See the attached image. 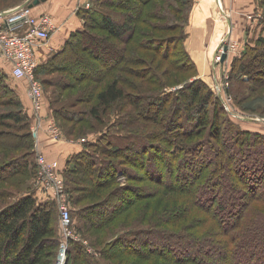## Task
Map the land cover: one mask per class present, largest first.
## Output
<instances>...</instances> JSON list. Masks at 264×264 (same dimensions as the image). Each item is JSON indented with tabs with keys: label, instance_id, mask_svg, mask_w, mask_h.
I'll use <instances>...</instances> for the list:
<instances>
[{
	"label": "trees",
	"instance_id": "16d2710c",
	"mask_svg": "<svg viewBox=\"0 0 264 264\" xmlns=\"http://www.w3.org/2000/svg\"><path fill=\"white\" fill-rule=\"evenodd\" d=\"M28 1L31 0L21 3ZM149 1L94 0L93 3L101 10L81 9L79 15L86 20L85 27L70 33L64 46L54 49L53 57L39 66V69L54 71L63 69L70 61L83 63L84 70L79 71L78 77L87 79L91 66L77 56V49H80L81 53L100 59V67L92 68V71L99 80H107L103 87L94 86L93 91L86 92L88 103L90 95L94 100L88 109L49 104L45 112L48 119L53 118L57 124L59 119L72 124L81 122L85 114L98 118L101 107L105 112L106 108L122 101L135 110L127 117L135 116V120L143 122L139 125L141 128L146 125L145 131L138 129L131 131V136L123 135L125 139L148 135L137 143L129 140L116 145L103 132L93 140L88 137L79 143L81 150L66 158L62 174L70 219L71 209L78 206L79 218L85 223L87 221L89 227L103 231L110 230L117 223L118 230L114 229L113 238L100 249V257L118 258L117 264H139L143 260L147 264H264V204L257 209L254 205L252 207L254 202L264 203V132L249 131L236 122L219 119L218 112L230 114L224 109L217 91L211 90L201 78L184 79L180 87L167 91L169 87L155 77L153 65L159 67L160 63H165L176 71L192 69L193 63L181 45L180 58L173 54V50L178 49L177 45L170 50L165 48L163 53L159 47L149 49V45L152 56L140 53V47L148 46L141 41L137 49L130 48L127 53L117 50V41L136 31V17L162 15L152 6L144 11ZM157 1L159 4L160 0ZM142 3H146L145 6ZM177 3L185 11L186 22L191 2L177 0ZM15 6L0 11H8ZM172 6L177 10L181 8L178 4ZM133 11L136 16L132 15ZM259 20L262 27V19ZM162 25L176 27L175 24ZM91 29L101 31V36L97 37L104 41V46L99 47L94 42L96 37L88 31ZM141 30L148 33L142 32L140 38H155L149 29ZM261 36L256 38L258 47L250 44L246 47L248 55L240 56L237 71L232 74V78L238 77L240 85L244 84L240 81L241 76L249 78L250 83L245 84L244 89L246 94L254 86L264 83V76L258 77L259 72L264 74V56L252 53L259 47L264 49V35L261 33ZM182 38L183 33L176 35L174 41L181 42ZM69 45L70 49L65 50ZM153 54L160 61L155 62ZM56 58H61L60 63L55 62ZM258 63H262V67H258ZM138 78L140 81L136 82ZM58 84L69 87L71 82L62 80ZM146 85L160 87V90L151 91L144 87ZM233 91L236 93L234 88ZM241 98L238 95L240 106ZM160 118L165 119L162 129L152 127V131L148 130ZM31 121V110L29 112L24 107L0 70V180L22 173V183L25 182V189L18 193L0 186V264H52L58 248L56 201L53 198L41 200L32 186L37 164ZM223 123L228 124L225 134ZM230 144L234 146L230 147ZM236 153L245 158L237 162ZM226 158L227 161L234 160V167L224 163ZM140 166L144 175L137 174ZM222 173L230 181L228 190L235 192L228 203L220 197L226 189L225 184L224 188L221 184ZM120 175L125 182L117 187ZM141 179L153 182L157 191L161 189L170 197L168 205L183 203L180 210L163 207L166 211L161 222L170 227L195 226L196 232L169 229L158 221L142 226H135V223L134 227L123 226L125 222L120 214L129 212L136 202L151 194L143 192L144 184L141 187L136 185V181ZM15 180L9 183H16ZM237 198L243 200H234ZM83 201L87 203L80 205ZM193 208L197 209L195 213H192ZM206 218L210 224H204ZM88 244L82 239H67L66 250L71 255L66 257L69 259L70 256L71 264H109L96 258L91 260L84 251L85 247L88 246L91 252H96V247L89 241ZM206 244L218 247L219 254L212 261ZM192 247L195 249L191 252L189 249Z\"/></svg>",
	"mask_w": 264,
	"mask_h": 264
},
{
	"label": "rangeland",
	"instance_id": "374dc122",
	"mask_svg": "<svg viewBox=\"0 0 264 264\" xmlns=\"http://www.w3.org/2000/svg\"><path fill=\"white\" fill-rule=\"evenodd\" d=\"M25 0H0V10L2 9H8L11 8ZM196 1L197 0H190L191 4L189 7V10L187 11L188 15L186 17V22L184 21V9L183 7L180 6V3H177V0H160V3L158 4L157 0H151L148 3V6L145 7L146 10L145 12L152 6V9H159V12L163 15H155L154 17L148 16L146 14L141 15V17H136L138 20H136V31H134L131 34H127L124 36L123 39L117 41V50L119 52L127 53L128 49L134 48L137 49V46L141 43L144 42L146 45H148L145 48L140 47V53L152 56V52L149 50L152 48H160V53H163L164 49L170 50L174 45H177L178 47L177 51L173 50V54H175L176 57L180 58L182 51L180 49V45L183 47V50L186 52L188 58L191 60L193 63L192 69H185L182 71H176L175 69H169L165 63H160L159 67L157 65H153L154 72H155V77L157 76L159 80L162 82L161 84L168 86L169 88L167 91H171L174 88L180 87V83L184 79H194L196 77L201 78L207 86L213 90L216 93V85L221 86V90L219 91L220 99L224 109L228 111L225 106V102L228 104V106L231 108L230 110L233 111L236 115L232 114L231 112L228 111L230 115L224 114V112L220 113L218 112V118L219 119H228L230 122H236L240 127L253 131V132H264V83L262 85H257L254 86L252 91L249 92V94L244 93V89L246 88L245 84H248V79L246 76L240 77V81L244 82L243 86L242 84L238 83L237 76H234L232 78V74L234 71L236 72L237 64L239 63L238 60L240 59V56L243 54L248 55V50L246 47L250 44L251 46H254L255 48L258 47V42H257V37H262L264 35V21H263V11H264V0H253L254 4L256 5L255 8H257V11L254 10L255 13L252 14L253 18L255 19L256 15H260L258 17V20L255 21L256 24H250L247 25L244 22L240 20V22H236L234 8H235V2L232 3V0H230L225 8L226 13H228L231 24L227 23L223 16L220 14L218 10L215 9L213 6L212 2L209 3V5L206 6L207 0H200L199 5H201L205 11L199 10L198 5L196 6ZM94 0H87V2L81 6H76V13L79 18L82 19V27L78 30H82L85 27L84 20L80 15L79 12L81 9H92V10H101L100 7H96L95 3H93ZM137 2V1H136ZM162 2V3H161ZM141 4V3H139ZM146 3H142V5L145 6ZM172 4H178L180 9H175ZM196 7V8H194ZM197 10V13H196ZM113 11V9H112ZM135 11V10H134ZM132 12V15L136 16L135 12ZM197 17L198 18V23H195V25H202L204 27V33L203 32H198V39H200L202 36L206 35V44L205 46L202 45L201 47H197V51H202L205 52L204 49H208L209 52L206 53V60L202 64L201 67L197 65L195 60L193 59L192 54L189 53L187 50V40L189 37V32L191 31V23L192 20ZM262 17V18H261ZM262 19V27L261 24L258 22L259 20ZM253 20V19H252ZM256 20V19H255ZM86 21V20H85ZM245 21V20H244ZM185 23V24H184ZM168 24H175L176 27H169L166 28ZM184 25V26H183ZM194 26V25H193ZM140 29V32L138 31ZM141 28L144 29H149L150 33L153 35V39H147L146 36L143 38H140L142 36V32L148 33L145 31H142ZM183 33V41H177L175 39L176 35L179 36L181 33ZM91 35H94L96 38L94 42L101 46H104V41L99 39L97 36H101V31L97 29H91L88 30ZM72 32H76L72 31ZM71 32V33H72ZM226 37V40H231V44H235L234 46H230L231 44L228 45L227 51H226V57L224 60L219 58L220 54V49H221V43L222 39ZM69 38V35H68ZM50 39V38H49ZM219 39V40H218ZM177 41V42H176ZM189 41V40H188ZM139 42V44H138ZM48 41L46 44H44L39 50H38V63H37V68H36V73H35V78L40 82L41 85V91H42V101H41V107L40 110H38V115L40 117L41 125L39 126V131L38 135L35 138V143H38V147L41 149V144H40V131L43 129L44 132H46V136L53 140L49 136V132H47L48 129V113L46 114L45 108H49V104H55L56 107H61L65 106L68 108H74V109H88V106L94 103V100L92 99L93 96L90 95L89 99L90 102L88 103V97L86 92H91L93 91L94 86L98 87H103L104 83L107 81L106 79H98L99 77H96L92 71V68L98 69L101 65L100 59H96L95 56L91 55H86L81 53L80 49H77V56L82 57L81 60L87 61L88 64L91 66V70L89 71L90 74L89 78L83 79L79 78L80 76L79 71L84 68V64H74V63H66L63 69L59 70H54L51 71L48 69H39L40 65L46 64L47 61L53 57L54 49L48 45ZM150 45V48H149ZM64 46L61 45L59 48H62ZM71 45L65 47V50L70 49ZM233 47V48H232ZM46 48H49L45 53L39 52L41 49L44 50ZM149 48V49H148ZM57 50V49H56ZM246 50V52H245ZM212 51V52H211ZM79 52V53H78ZM252 53H256L260 55L261 57L264 56V49L262 47H259V49L254 50ZM251 53V54H252ZM251 56V55H250ZM219 58V60H218ZM153 59L154 61H160V58L156 55L153 54ZM61 61V58H56L55 62ZM154 62V63H155ZM60 63V62H59ZM73 64V65H70ZM7 65L4 64L0 67V70L2 73L5 74L7 81L9 85L14 88L17 96L20 98L22 101L24 107H26V102L27 100L30 102L28 93H27V83L25 82L24 79L14 77L10 72L9 69L6 67ZM258 67H262V63H258ZM215 70V76L213 77L211 74V70ZM260 69V68H259ZM84 70V69H83ZM74 73V74H73ZM264 76L263 73L259 72L258 77ZM78 77V78H77ZM86 77V76H85ZM203 77H208L209 80H204ZM62 80L64 81H69L71 82V85L69 87H63L59 85ZM140 79L136 82H139ZM247 82V83H246ZM74 84V85H73ZM177 84V85H176ZM73 85V86H72ZM146 88H149L151 91H159L160 87L154 88L151 85H146L144 86ZM243 87V90H242ZM235 89L236 93L234 91L232 92V89ZM140 90L139 88H137ZM239 94H238V92ZM244 94V95H242ZM218 95V92H217ZM238 95L242 96V101L241 105L237 102V97ZM224 99V100H223ZM212 101V99H211ZM224 102V103H223ZM225 104V106H224ZM211 105V104H210ZM9 107V106H6ZM13 108V107H12ZM101 113L98 118H94L89 114H85L83 116V120L78 123L72 124V122L67 121L65 119L61 120L59 119V123L57 124L56 121L55 123L59 127V132L61 133V140L56 139L53 141L59 142V141H67L69 140L70 142H78L81 143L82 141L86 140L88 137L89 140L95 139L99 134H104L107 133L109 135V139L114 142L116 145L118 143H123L124 141H129L133 143H137L141 139H144L145 135H142L143 137L140 138H135L132 137L131 139H125L126 136H131L130 133L131 131L134 130H146V125L144 128L139 127V125L143 124V122L139 120H135L134 118H128V114L133 112L135 113V110L131 108L130 105H127L125 102L119 101L118 103H115L114 105L110 106L109 108L105 109V112H103V107L100 108ZM88 119V120H86ZM96 119V120H95ZM218 119V120H219ZM165 119L160 118L158 122L155 124H151V126L148 128V130L152 131V127L156 128V130H161L162 125L164 123ZM148 123H151V121L148 120ZM125 126H124V125ZM228 125V124H227ZM227 125L226 123L222 124V130L224 134L227 132ZM0 127L1 124H0ZM45 129V130H44ZM104 132V133H103ZM146 134V133H145ZM147 134L151 135V132H148ZM123 135L125 136L123 138ZM38 139V142L36 141ZM60 143V142H59ZM233 144H230V147H233ZM204 148V146H201V149ZM236 149V148H234ZM42 154H44L48 159H57L56 157H53L51 155H48L46 151L43 149L41 150ZM16 152V151H14ZM237 152H239L237 150ZM13 152H9V154H12ZM244 156L241 155V153H236L235 159L236 161H241L240 159L243 158ZM245 158V157H244ZM58 160V159H57ZM225 164L228 166L234 167V160L232 161H224ZM237 164V163H236ZM133 169L135 166L131 165ZM236 166V165H235ZM62 168V166H61ZM138 172L137 174L144 175L143 173V167H137ZM62 172H64L62 170ZM222 176L220 177L222 181V185L225 184L226 189L225 193L222 192L223 196H220L225 203H228L231 200V197L234 196L233 194L235 193L232 190H228L227 186H230V181L229 179L225 176L224 173L221 174ZM22 177L24 175L22 173L15 174L9 176V178L1 179L0 180V186H6V189L13 191V193H18L22 190H24L25 185L22 183ZM62 177L64 179V176L62 174ZM16 179V183L12 182L9 183L10 180ZM20 180V181H19ZM125 180L123 175H120L118 177V182L116 183L117 187L122 186L124 184ZM138 184L137 186L141 187L143 184L146 186L143 188L144 193H151L148 196H145L142 200H139L136 202L132 209L127 212L120 214L122 216V221L123 223L125 222L124 225H129V227H134V223L136 224L135 226H142V225H147L149 222L152 221H158L162 226L169 228V229H178L181 231H193L196 232L195 226L191 227H184V226H179V227H170L168 225H165V223L161 222L160 219L163 218V215L165 214L166 208L163 207H168L171 209H182L183 203H177L173 205H168V202L170 201V197L162 193V190L160 189V192L157 191L156 189V184H153V182H147L144 181L143 179L136 181ZM21 183V184H20ZM32 186L35 187V190H37L38 195H40V199H51L50 197L45 193L43 189H40L35 182V177L34 180L32 181ZM8 184H13V186H10ZM65 185V181H64ZM154 190V191H152ZM247 190V188H246ZM66 191V190H65ZM230 195V196H229ZM49 197V198H48ZM8 200V199H7ZM6 200V201H7ZM234 200H243L242 198H237ZM87 202L83 201L81 202L80 205H85ZM264 203L260 204L258 202H254L252 204L256 207L257 209L260 205H263ZM58 207V206H56ZM75 210L71 209V221H70V233L72 234L73 239H82L83 241L87 242L88 241L93 244L94 247H96V252H91V249L86 246L84 250L87 255L90 257L91 260H94L96 258L97 261L100 262H105L109 264H117L119 259H107L105 257H100V249L104 247L106 242L114 236V229H117V223L110 229V230H103L101 231L100 229L93 228L94 226H88V223L86 225L85 221H82L79 218V214L77 213V207L75 206ZM79 210V209H78ZM197 209L193 208L192 213H195ZM259 210V209H258ZM257 210V211H258ZM57 215H58V248L56 251V257L55 260L52 264H56L57 260V255L60 252L61 249V240L63 239V233L61 230V224H60V214L59 210L57 209ZM120 216V217H121ZM141 221L143 223H141ZM211 221L208 220L207 218L204 220V224H210ZM138 224V225H137ZM122 227V226H121ZM249 229V228H248ZM250 230V229H249ZM202 232V231H201ZM89 245V244H88ZM209 244H206L205 247H207L206 250H213V251H207L208 255L210 256V261L212 259H215V257L219 254L218 253V247H209ZM72 251L73 246L71 247ZM195 248L192 247L189 249V251H193ZM216 250V251H215ZM70 251L67 252V250H64V258H65V264H66V258ZM91 252V253H89ZM71 255V254H70ZM67 256V257H66ZM86 256V254H85ZM130 259V258H128ZM158 259V258H157ZM160 260V259H159ZM125 261V260H124ZM72 260L67 258V264H71ZM139 264H147L145 260L140 261Z\"/></svg>",
	"mask_w": 264,
	"mask_h": 264
},
{
	"label": "built area",
	"instance_id": "2783aa9c",
	"mask_svg": "<svg viewBox=\"0 0 264 264\" xmlns=\"http://www.w3.org/2000/svg\"><path fill=\"white\" fill-rule=\"evenodd\" d=\"M57 31V25L53 16L46 12H36L34 5L30 1L21 3L8 11H0V59L8 63L11 67V74L14 77L22 78L27 83V93L31 104L32 121L30 129L37 137L39 126L41 125L38 110L41 107L42 91L40 82L35 78V71L38 63V50L46 44L51 35ZM231 40L222 39L219 58L227 54L228 45ZM231 44L230 46H234ZM233 48V47H232ZM218 58V60H219ZM221 86L216 85V91L219 92ZM224 100V99H223ZM225 108L231 111L224 100ZM223 102V103H224ZM47 132L53 139L61 140L59 127L53 118H49ZM38 142V139H36ZM36 151V185L49 193L56 201L60 214V224L63 233L61 240V249L57 255L56 263L59 257L67 249V239L72 238L70 233V210L67 203V193L65 191L64 179L62 177V168L57 159H48L35 143ZM61 264H65V258Z\"/></svg>",
	"mask_w": 264,
	"mask_h": 264
},
{
	"label": "crops",
	"instance_id": "0c3cea01",
	"mask_svg": "<svg viewBox=\"0 0 264 264\" xmlns=\"http://www.w3.org/2000/svg\"><path fill=\"white\" fill-rule=\"evenodd\" d=\"M230 0H207V5H209L210 2H212L213 6L216 10L220 12V14L223 16L225 21L229 24H231L230 17L228 13H226V10L224 7L227 6L228 2ZM87 0H43L38 2L36 5H34V10L38 13L40 12H46L50 13L54 21L57 25V31L53 33L48 40V45L52 49H60L59 47L63 45L66 40L68 39V35L72 31L78 30L82 27V19L78 17L76 13V6H81L83 3L85 4ZM200 0L196 1V6L198 5L199 10L205 11V9L199 5ZM235 2V8L234 12L237 14L235 16L236 22H244L247 25L256 24L255 21L258 20V17L260 15H256L255 19L253 18L252 14L257 11V8H255V4L253 0H232V3ZM196 8V7H194ZM206 12V11H205ZM197 13V10H196ZM253 19V20H252ZM198 18L195 17L192 20L191 23V31L189 32V37L187 40V50L190 54H192L193 59L197 63L199 67L202 66L204 61L206 60V53L209 52L208 49H204L205 52L197 51V47H201L202 45L205 46L206 44V35L202 36L200 39H198V32L204 33V27L199 24L195 25V23H198ZM245 20V21H244ZM194 25V26H193ZM205 34V33H204ZM219 40V39H218ZM49 48H46L44 50H40L39 52L45 53ZM212 52V51H211ZM4 64H6L7 68L9 69V72L11 73V67L8 63L0 59V67ZM212 76H215V70H211ZM204 80H209L208 77H203ZM26 108H28V111L30 112L31 104L27 100L26 102ZM32 113V111H31ZM45 130V129H44ZM60 142V143H59ZM53 141L49 139L46 136V132L43 131V129L40 131V144L41 149L47 152L48 155H51L53 157H56L60 163V165L63 167L65 165L67 159L70 155L78 152L81 150V145L76 142H70L67 141ZM43 143V144H42Z\"/></svg>",
	"mask_w": 264,
	"mask_h": 264
},
{
	"label": "water",
	"instance_id": "95a60500",
	"mask_svg": "<svg viewBox=\"0 0 264 264\" xmlns=\"http://www.w3.org/2000/svg\"><path fill=\"white\" fill-rule=\"evenodd\" d=\"M40 1H43V0H31L30 1V5H36L38 2H40ZM225 57H226V54H223L222 55V60H224L225 59ZM220 95V93L218 92V96ZM220 97V96H219Z\"/></svg>",
	"mask_w": 264,
	"mask_h": 264
},
{
	"label": "bare ground",
	"instance_id": "6f19581e",
	"mask_svg": "<svg viewBox=\"0 0 264 264\" xmlns=\"http://www.w3.org/2000/svg\"><path fill=\"white\" fill-rule=\"evenodd\" d=\"M64 260V255H61L60 257H59V261H58V263H56V264H61L60 262H62Z\"/></svg>",
	"mask_w": 264,
	"mask_h": 264
}]
</instances>
